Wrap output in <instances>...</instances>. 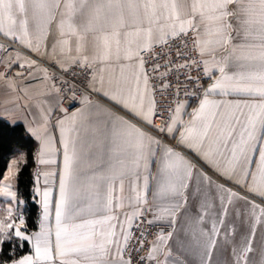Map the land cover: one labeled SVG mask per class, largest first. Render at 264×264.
Returning a JSON list of instances; mask_svg holds the SVG:
<instances>
[{"label":"snow or ice","instance_id":"snow-or-ice-1","mask_svg":"<svg viewBox=\"0 0 264 264\" xmlns=\"http://www.w3.org/2000/svg\"><path fill=\"white\" fill-rule=\"evenodd\" d=\"M0 264H264V0H0Z\"/></svg>","mask_w":264,"mask_h":264}]
</instances>
